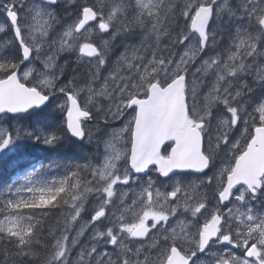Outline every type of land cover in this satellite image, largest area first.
I'll list each match as a JSON object with an SVG mask.
<instances>
[{"label":"snow or ice","instance_id":"obj_1","mask_svg":"<svg viewBox=\"0 0 264 264\" xmlns=\"http://www.w3.org/2000/svg\"><path fill=\"white\" fill-rule=\"evenodd\" d=\"M0 17V264H264V0Z\"/></svg>","mask_w":264,"mask_h":264},{"label":"trees","instance_id":"obj_2","mask_svg":"<svg viewBox=\"0 0 264 264\" xmlns=\"http://www.w3.org/2000/svg\"><path fill=\"white\" fill-rule=\"evenodd\" d=\"M43 155H44L43 153L35 152L32 149H24L22 150V153L20 155L11 157L4 161H0V183H2L3 181H6L9 178V176L12 174V172L14 171L13 161L17 162L21 158V162H25L29 158H33L35 156L43 157ZM30 156H33V157H30Z\"/></svg>","mask_w":264,"mask_h":264},{"label":"rangeland","instance_id":"obj_3","mask_svg":"<svg viewBox=\"0 0 264 264\" xmlns=\"http://www.w3.org/2000/svg\"><path fill=\"white\" fill-rule=\"evenodd\" d=\"M30 157H33V156H30ZM36 157V156H35ZM29 159H31V158H29ZM28 159V160H29ZM14 163H20L21 165L23 164V162H21V158L19 159V161H17V162H15V161H13Z\"/></svg>","mask_w":264,"mask_h":264},{"label":"flooded vegetation","instance_id":"obj_4","mask_svg":"<svg viewBox=\"0 0 264 264\" xmlns=\"http://www.w3.org/2000/svg\"><path fill=\"white\" fill-rule=\"evenodd\" d=\"M0 22H2V17H0Z\"/></svg>","mask_w":264,"mask_h":264}]
</instances>
